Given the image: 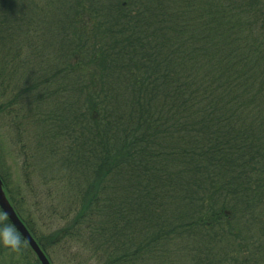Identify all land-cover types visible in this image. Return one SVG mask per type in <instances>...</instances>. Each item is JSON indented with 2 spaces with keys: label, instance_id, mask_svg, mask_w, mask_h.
<instances>
[{
  "label": "trees",
  "instance_id": "trees-1",
  "mask_svg": "<svg viewBox=\"0 0 264 264\" xmlns=\"http://www.w3.org/2000/svg\"><path fill=\"white\" fill-rule=\"evenodd\" d=\"M39 3L0 0V114L26 113L20 183L62 225L36 231L0 179L50 264L68 243L95 264H264V0ZM0 264H40L1 210Z\"/></svg>",
  "mask_w": 264,
  "mask_h": 264
},
{
  "label": "rangeland",
  "instance_id": "rangeland-1",
  "mask_svg": "<svg viewBox=\"0 0 264 264\" xmlns=\"http://www.w3.org/2000/svg\"><path fill=\"white\" fill-rule=\"evenodd\" d=\"M37 1L40 2V5H45L49 0ZM11 120L15 125H11ZM32 128L26 113L22 117H19L18 120L10 118L6 113L0 114V166L2 165L4 169L6 168V171L11 175V184L17 193L18 199H16L19 200L18 206L21 211L33 224L36 231L46 235L51 230L62 225L59 217L61 215L52 207V205L56 206L58 196L52 193L50 189L46 192L41 191L42 193L36 196L34 192H30L25 184L21 185L20 183L23 174L21 169V166L23 167V157L19 154V147L16 141L21 139L26 146V150L31 151L30 143H35L38 139L36 138L37 135H33L31 132ZM53 137L55 139L50 137L49 141L55 146L65 145V141L60 135L55 134ZM55 156L58 155L55 154ZM35 172H38V168H36ZM34 176V178L30 177L28 180L33 181L32 184H37L40 181L37 177L39 175ZM51 250L53 255L52 253L50 254L54 264H95L92 257L86 255V252L82 250L81 243L63 244L62 247L54 246ZM64 255L67 257L64 258Z\"/></svg>",
  "mask_w": 264,
  "mask_h": 264
},
{
  "label": "water",
  "instance_id": "water-1",
  "mask_svg": "<svg viewBox=\"0 0 264 264\" xmlns=\"http://www.w3.org/2000/svg\"><path fill=\"white\" fill-rule=\"evenodd\" d=\"M0 210L8 219L10 224L13 228L19 233L21 238L30 246L34 254L36 255L37 259L41 264H49L48 260L46 259L45 255L39 248L38 244L32 238L24 224L20 221L18 216L16 215L15 211L13 210L12 206L8 202L5 193L2 189V182L0 180Z\"/></svg>",
  "mask_w": 264,
  "mask_h": 264
}]
</instances>
